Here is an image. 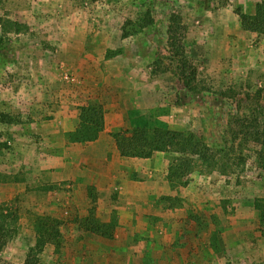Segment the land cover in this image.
Returning a JSON list of instances; mask_svg holds the SVG:
<instances>
[{"label": "rangeland", "instance_id": "rangeland-1", "mask_svg": "<svg viewBox=\"0 0 264 264\" xmlns=\"http://www.w3.org/2000/svg\"><path fill=\"white\" fill-rule=\"evenodd\" d=\"M262 3L0 0V117L13 119L0 122V264H264L254 207L264 199L263 138H252L249 122L264 104V34L242 17ZM146 12L154 22L142 29ZM172 15L186 28L190 87L170 58ZM134 108L196 134L229 166L163 153L168 168L179 157L190 167L172 181L169 169L134 172L146 192L175 193L134 210L119 183L94 177L81 156L88 143L74 140L82 117L92 118L81 109L103 113L111 138L120 129L107 120L123 109L127 129Z\"/></svg>", "mask_w": 264, "mask_h": 264}, {"label": "trees", "instance_id": "trees-1", "mask_svg": "<svg viewBox=\"0 0 264 264\" xmlns=\"http://www.w3.org/2000/svg\"><path fill=\"white\" fill-rule=\"evenodd\" d=\"M242 17L247 29L264 34V3L257 6L254 16L243 15ZM153 22L154 20L150 12H146L137 20L138 25L142 29L152 26ZM9 24L13 28L8 29H15L14 31L16 33L21 31V26L18 24ZM8 29L5 31H8ZM185 32L186 28L182 25V18L178 15H172L168 29L170 58L178 64V75L181 80L187 81L186 85L190 87V83L194 78H187L189 61L184 45ZM81 110L88 112L92 118L89 120L90 122H87L84 116L82 117L83 120H81L82 123L77 132V136L80 138L77 137L74 140L81 144L94 142L105 130L104 115L100 112L99 119L97 117L99 116L98 111ZM128 119L129 127L127 129H121L119 132L111 135L122 157L149 159L156 153H169L172 151L190 155L192 158H198L204 165H209L216 169L222 165H224V169H227L229 166L225 160L218 159L217 153L212 152L196 134L173 131L168 123L162 120L161 114L152 111L143 112L142 110L134 108L128 111ZM0 122L3 124H11L13 123V119L8 115H1ZM249 122L251 123L250 135L252 138H263L262 146L264 148V104L261 107V112L254 115L253 119ZM248 138L251 137L249 136ZM263 162L264 158L261 163L264 164ZM189 164H191L189 158H174L169 168V175H172L171 177L169 176V179L172 181L174 175L180 179L183 175L184 167H190ZM224 173L226 172L224 171ZM165 198H160L159 205L164 203ZM254 207L260 220L261 232L264 234V199L256 200ZM5 243L6 238L2 235V231H0V253Z\"/></svg>", "mask_w": 264, "mask_h": 264}, {"label": "crops", "instance_id": "crops-1", "mask_svg": "<svg viewBox=\"0 0 264 264\" xmlns=\"http://www.w3.org/2000/svg\"><path fill=\"white\" fill-rule=\"evenodd\" d=\"M118 114H113L112 117L109 119V122L107 120V125L112 128H119L120 130L125 128L127 123V117L124 115L123 109L117 110ZM129 120V119H128ZM77 120L74 119L73 123L76 124ZM108 129H105L104 132H102L98 139L94 142H90L87 144V153L82 154L81 156H84L86 160H84L88 166H96L94 177L100 176L104 179H108L109 182L111 181L112 184L119 183L121 185L120 189L123 191L122 193L126 196L127 200L129 201V204H131V207L135 210L138 207V203L140 202H146L149 197L152 195H161V196H171L175 195V193L171 192V189L168 191L163 192H155V188H149V191L146 192L147 181L144 180L143 176L134 177L135 173L139 175H148L153 176L157 173H162V175L167 176L168 174V167L167 164H165L164 157L160 158L159 155H163V153H157L155 156L149 159H137V158H125L122 157L119 153L114 140L111 138H106ZM109 136V134H108ZM129 161H140L141 166H144L140 169L136 170H129L124 168L125 163H129ZM93 162L94 164H92ZM96 164H102L96 165ZM156 164V165H154ZM159 165L161 168H158ZM122 166V168H121ZM156 166V167H155ZM99 167L101 168V171L99 170ZM85 175H77L78 177H84ZM88 177H91V175L87 174ZM165 185V186H164ZM157 186V185H156ZM155 186V187H156ZM151 187V186H150ZM168 187V181H165L163 184V188ZM175 192V191H174ZM138 213V212H136ZM131 219V220H130ZM128 220L131 224H135V222L139 221V216H131ZM136 228V226H134ZM131 230V229H130Z\"/></svg>", "mask_w": 264, "mask_h": 264}]
</instances>
